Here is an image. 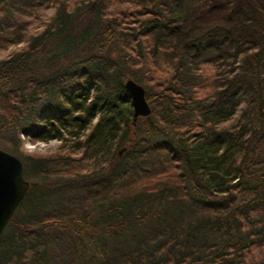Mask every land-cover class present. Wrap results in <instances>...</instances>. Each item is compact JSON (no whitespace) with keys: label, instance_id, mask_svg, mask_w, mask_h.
<instances>
[{"label":"trees","instance_id":"1","mask_svg":"<svg viewBox=\"0 0 264 264\" xmlns=\"http://www.w3.org/2000/svg\"><path fill=\"white\" fill-rule=\"evenodd\" d=\"M25 42L0 148L32 186L0 264H264V0H0V51Z\"/></svg>","mask_w":264,"mask_h":264},{"label":"water","instance_id":"2","mask_svg":"<svg viewBox=\"0 0 264 264\" xmlns=\"http://www.w3.org/2000/svg\"><path fill=\"white\" fill-rule=\"evenodd\" d=\"M125 87L132 99L133 125L136 126L140 118H149L152 115L151 105L142 85L128 79ZM122 153L120 152L121 155ZM31 186V182L24 176L22 159L0 149V237L22 208Z\"/></svg>","mask_w":264,"mask_h":264},{"label":"rangeland","instance_id":"3","mask_svg":"<svg viewBox=\"0 0 264 264\" xmlns=\"http://www.w3.org/2000/svg\"><path fill=\"white\" fill-rule=\"evenodd\" d=\"M52 14H53V10L41 11V15L44 21H47L49 18H51ZM43 29H44V26L41 24V22L36 21L34 26L31 27L30 30L28 31L26 40H28L30 36H32L33 34L37 32H41ZM26 45L27 44L25 42V43H22L20 46H17V47L12 46L7 50L0 51V60L9 57L10 55L14 53L15 50H20L21 48L26 47ZM21 139L24 141V144H23L24 156L30 157L32 159L53 157L58 154L60 147H61V142L56 141V140L48 142V143L37 142V141H33V136L31 135L30 136L22 135ZM25 145H31V150L30 151L27 150L25 148ZM56 236L60 239V240L56 238L54 239L56 246L59 247V249H61V252L64 255H67L66 249H68V243L65 241V239L62 236L60 237V234Z\"/></svg>","mask_w":264,"mask_h":264},{"label":"clouds","instance_id":"4","mask_svg":"<svg viewBox=\"0 0 264 264\" xmlns=\"http://www.w3.org/2000/svg\"><path fill=\"white\" fill-rule=\"evenodd\" d=\"M25 148L30 151L31 150V145H25Z\"/></svg>","mask_w":264,"mask_h":264}]
</instances>
